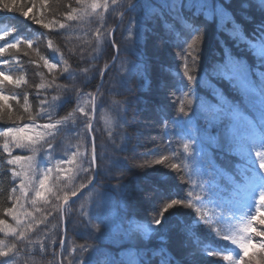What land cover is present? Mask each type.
Returning <instances> with one entry per match:
<instances>
[{
	"label": "trees",
	"instance_id": "16d2710c",
	"mask_svg": "<svg viewBox=\"0 0 264 264\" xmlns=\"http://www.w3.org/2000/svg\"><path fill=\"white\" fill-rule=\"evenodd\" d=\"M135 1L0 0V264H264V0Z\"/></svg>",
	"mask_w": 264,
	"mask_h": 264
},
{
	"label": "snow or ice",
	"instance_id": "6c2138e0",
	"mask_svg": "<svg viewBox=\"0 0 264 264\" xmlns=\"http://www.w3.org/2000/svg\"><path fill=\"white\" fill-rule=\"evenodd\" d=\"M197 40L194 41L193 43L188 45V50H190L191 54L193 57L195 56V44ZM240 68L236 66L232 62H227L225 65H222L219 67V73L224 75L225 77H231V76H236L238 79L243 82V78L240 76ZM185 75H187V71H185ZM10 79V78H9ZM226 112L225 108L218 107L216 105L212 106L210 115L212 118H215L217 120L222 119L224 113Z\"/></svg>",
	"mask_w": 264,
	"mask_h": 264
},
{
	"label": "water",
	"instance_id": "95a60500",
	"mask_svg": "<svg viewBox=\"0 0 264 264\" xmlns=\"http://www.w3.org/2000/svg\"><path fill=\"white\" fill-rule=\"evenodd\" d=\"M127 11V10H126ZM125 11V12H126ZM124 12V13H125ZM112 63H110V65L107 67L109 68L111 66ZM92 159H93V165H94V179L96 177V164H95V155H94V152H93V155H92ZM93 182H91L87 187H85L84 189H82L78 194H76L71 200H76L78 198L81 197V195L86 192L92 185ZM62 213H63V210H62Z\"/></svg>",
	"mask_w": 264,
	"mask_h": 264
},
{
	"label": "rangeland",
	"instance_id": "374dc122",
	"mask_svg": "<svg viewBox=\"0 0 264 264\" xmlns=\"http://www.w3.org/2000/svg\"><path fill=\"white\" fill-rule=\"evenodd\" d=\"M134 226V228H136V229H140V230H142V231H146V232H150V229H148V228H146L144 225H138V224H134L133 225Z\"/></svg>",
	"mask_w": 264,
	"mask_h": 264
}]
</instances>
